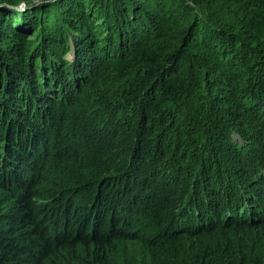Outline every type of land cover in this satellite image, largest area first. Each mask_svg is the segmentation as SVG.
I'll return each mask as SVG.
<instances>
[{
    "label": "trees",
    "instance_id": "trees-1",
    "mask_svg": "<svg viewBox=\"0 0 264 264\" xmlns=\"http://www.w3.org/2000/svg\"><path fill=\"white\" fill-rule=\"evenodd\" d=\"M58 137L94 203L51 239L18 174L0 264H106L140 192L155 264H264V0H0V156Z\"/></svg>",
    "mask_w": 264,
    "mask_h": 264
},
{
    "label": "rangeland",
    "instance_id": "rangeland-1",
    "mask_svg": "<svg viewBox=\"0 0 264 264\" xmlns=\"http://www.w3.org/2000/svg\"><path fill=\"white\" fill-rule=\"evenodd\" d=\"M11 120H12V116H11ZM24 128L25 130L23 131V134L32 136L31 134L32 132H30V129L26 127ZM234 136L235 138L237 137V135ZM58 138H59L58 143L57 144L55 143L57 145L56 148L53 147V143H52L50 148L47 149L45 144V139H42L37 143L36 148L38 149L37 151L38 155H37V162L35 165V169L29 166V163L31 162L30 160L26 161L29 162L26 165L22 164L20 163V161L19 162L17 161V158H15L13 153H11V155H13L14 157L7 155V158L9 160H5L6 157L4 158L3 155L0 156V177L2 178L6 177L4 183L0 185V190L6 192L5 194L0 192V227L1 228L5 226V221L3 220L2 213L12 208L11 207L12 202L14 201V199H16V197H19L17 193H19V195L24 194V191L20 187H19L20 191L16 189L17 187H15L18 186L19 184L18 174L22 175L24 179H27V181L30 182L33 178H35L31 182V184L34 183L35 185L33 187L35 193L31 194L33 190L32 191L30 190L28 195H31L30 200L34 207L36 216L39 217L38 221L43 223V225H45V228H47L48 233L50 231L51 239H53L54 233L56 232L55 230H57L58 226L60 228L59 231L65 230L66 228L69 227V225L73 227L77 226L78 224L81 223L82 219L84 218V214H87V212L90 210V208L87 209L88 206L94 203V202H90V199H92L91 195L97 193L98 190L95 191L94 187L92 188L81 187L79 189V187L77 186L74 189H71L74 185H76L75 179L71 180L72 173L69 172L68 170L65 173V175H63L61 168L64 166L60 165L56 160H54V157L58 153H61L60 155H63V157L65 155V151L63 149L64 148L63 143L65 141L62 140V137H58ZM143 138L145 139V137ZM212 138H210L211 141ZM206 144L209 147V143L206 142ZM29 149L30 148L27 147L25 149L17 148L16 152L19 151L22 155H24L25 153L30 154L31 152ZM223 149L226 150L227 154L230 152L229 151L230 149L227 148L225 145ZM89 151L90 148L86 150L84 155H82L83 161L87 159ZM124 155L126 154L124 153ZM55 158L57 159V157ZM99 158L101 157L99 156ZM72 163L74 164V161H72ZM228 163L227 165H229ZM22 167L33 169V175L23 174L21 170ZM70 167L71 166H69V168ZM72 168L75 169L76 167L72 165ZM223 168H226V170L229 169L226 165ZM93 170L94 169H92V171ZM55 173L59 174V176L57 175L54 177ZM37 174L40 175V178L39 181L36 182ZM215 175L216 177H218L217 173ZM62 177L63 179H60ZM55 178H57V180H54ZM158 179L164 180V178L162 177L161 178L158 177ZM158 179L157 178L154 179L153 182L154 184H152V186L156 187L158 185L157 184ZM224 180H225V175L223 176L222 181ZM226 180L224 181V183H221L222 181L220 180L219 186H223ZM35 182L38 184H36ZM63 184L65 186H68L69 189L62 190L64 187ZM117 187L118 186H115L114 188L111 186H106L104 191L109 192L112 190V188L113 190H115ZM134 188L139 190V183H134L132 186V190ZM154 189L156 188L149 187L146 188L145 192L149 193V191H152ZM55 190L56 191L62 190V191L56 192ZM157 190L160 191V189ZM65 195H66L65 201H68V205L66 206L68 207L63 209V205H60V201L62 200V197ZM145 199H146L145 193L140 192L138 198V204L136 206L131 205L132 210L126 209L127 206L123 207V205L121 204L124 210L123 211L124 216H122V214L116 208H115V212L113 211V214H116L119 219H123V221L120 223V226H123V230L125 234L120 235V237L116 239H112L108 249L106 248L107 252H109L106 264H155L153 261V250H157V248H153V243L151 239L154 237L153 234L155 232L156 226L154 219H150L149 216H144V213H146L143 211V207H144L143 202H145ZM133 200H135L134 197L129 196L127 204L130 205L131 202L133 204ZM94 210H96L95 206H93V211ZM140 216H143V218ZM115 221L119 222V220H115ZM33 227L34 224L32 222H29V226H28L29 230L32 231ZM31 233H32L31 236L32 239H36L38 237L37 232L36 233L31 232Z\"/></svg>",
    "mask_w": 264,
    "mask_h": 264
},
{
    "label": "water",
    "instance_id": "water-1",
    "mask_svg": "<svg viewBox=\"0 0 264 264\" xmlns=\"http://www.w3.org/2000/svg\"><path fill=\"white\" fill-rule=\"evenodd\" d=\"M70 55H71V53H70Z\"/></svg>",
    "mask_w": 264,
    "mask_h": 264
}]
</instances>
